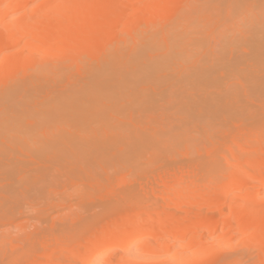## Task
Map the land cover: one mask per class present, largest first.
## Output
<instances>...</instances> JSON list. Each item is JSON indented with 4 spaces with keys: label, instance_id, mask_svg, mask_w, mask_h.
I'll return each instance as SVG.
<instances>
[{
    "label": "bare ground",
    "instance_id": "bare-ground-1",
    "mask_svg": "<svg viewBox=\"0 0 264 264\" xmlns=\"http://www.w3.org/2000/svg\"><path fill=\"white\" fill-rule=\"evenodd\" d=\"M120 1L121 0H0V85L4 86L3 88L2 86H0V141L5 142V144H7L6 146H8L9 144L7 149L6 146L4 148L3 143L0 146V150H1L0 171L1 173L4 172L2 174L0 173L1 174L0 176H2L3 174L7 175L8 173L7 175L8 177L9 175L13 176L11 180H14V176H15L19 180V182H21L20 180H24V178H26L27 175L25 174V172L26 170L27 172H29L30 170L27 167L28 162H25L23 164L22 161L21 163L18 161L14 162L15 160L14 158L17 153V152L15 153L14 151L15 147H17L19 150L22 149L21 151L22 153L26 152L27 154H29L31 158L29 157L28 158L29 160H31V162L32 161L34 162V160L36 161L37 159L38 163L41 162L43 163L45 161L44 159H49L50 161L46 160L47 164L49 165V162H52L51 160H53V158H55L54 156L58 155V153L61 152L62 148L65 149L66 146L65 150L68 151L71 145L77 143L75 141L78 139L74 138L75 141H72L70 139H73L74 136H70V135L71 134L74 135V133L76 132L75 135L79 137L78 134L80 135L82 131L80 128L79 129L80 133H78L77 131L78 129H76V126L83 123L84 126L85 123L86 125L89 123L93 129L90 131V134H88L85 132V130L86 131L89 130V126L88 129H85V127L83 126L85 130L83 129L82 130L85 132V133L83 132L85 137L83 136V134L82 137L84 138L79 137V139L82 140V141L80 140L78 141V144L80 142L81 145V147H79L80 150L78 151L76 148H75L76 150L75 149L74 150L70 149V150L72 152L75 151V153L78 152L80 156H82L83 154H87L88 156L87 158L90 160H87L85 158L84 159L90 161V163L91 160L94 159L92 153L93 154L96 153L95 155L96 160L94 159L96 162H97V158L99 159L98 162H100L101 159L99 158L100 155L101 157L104 156L103 160L105 161L106 158H108V156L106 155V152L103 153L102 148L104 147L105 149L106 147L115 144L116 142H118V140H121L120 139L121 137L119 136L120 138L118 137V140H116L117 138H114V136H112L113 134H109V131H106L105 129L108 125L105 126L107 123L106 124L104 123L105 125L103 126V120L106 118V120L109 121V119L107 118H110V115L112 118L114 117L115 119V116L117 115L116 116L117 121L121 120L120 122H123V119H121L118 115H122L121 113L126 114L125 112L129 114L131 105L133 106L132 108H134L133 110L131 109V111L139 112L137 109H139L141 106L143 107V109L141 107L139 110L142 109V111L144 110L146 111V109L148 110V107H150L149 109L158 107V104H155L156 103L155 99L158 101V99L160 100V98H163L166 94H168L167 96H165L166 98L169 97L174 99V96H170L172 92L170 93L169 90L166 91L158 90L159 93L156 90V88H162V86H164V83H165L164 86L165 88H171L170 86H173V88H171L172 90L180 89L179 91H184V93L185 92L187 93V97L185 98H188V96L190 98L191 95L188 94L187 89H190L189 92L191 91L190 92L191 94L193 93V90L198 89V87L200 89L201 86L202 88L200 90H203L205 86H206L205 89L208 87L209 89L212 88L213 90L214 85L217 84L218 82L219 83L217 85H221L223 87V85H226V82L228 81L234 87V88L231 87L232 88L231 89L230 84H227L228 87L226 86L227 89L228 88L230 89V91L229 89L226 90L227 93L226 96L228 97L229 101H227L228 99H226L227 97H225V95H221L223 96L221 99L224 98L226 99L225 100L226 102H224L223 100V103L225 104L227 103V104L224 105L223 103H220L222 102V100L218 98L219 96H217L215 93H212L211 92L212 90L208 91L207 88L206 90L209 93L208 92L206 93L204 89L203 91L205 93L202 91V94L203 93L204 95L206 94V96L211 97V99H203L207 101L206 103L201 102L203 100L194 101L197 104L200 103L202 105V107H198L200 111L204 109L203 114H206L208 111H212V113L214 112L213 114L214 115L216 114V116H219V114L224 115V112L225 113L229 112L232 114L234 113L233 116L234 115L238 116L237 114H239L238 118L240 116L241 118L245 116V120L249 119L247 121H250L251 123L252 120H254L253 122L255 123L256 122L255 120L260 119L259 117L262 116L260 111H262L261 108H263L264 105L261 104L264 102V98H263L264 97V0H145L144 7L141 9L138 5L140 3L139 0H122L121 2ZM124 1H126V3ZM131 5L132 8L130 7ZM241 5L243 6V8L245 7L244 8L245 10H243ZM217 7L219 9L221 8V10H219ZM128 8H130V10ZM223 8H225L226 10ZM238 9L239 12L241 10L242 11L239 13ZM222 11L226 16L223 14ZM242 12H245V15L248 16L249 18L248 20L244 19L245 16L243 18L244 20L241 18L243 17L241 14L244 15V13ZM235 13L241 15L240 17L237 14L239 17L238 19L239 22L240 19L243 20V21L241 20L242 22H240L241 24L243 23V25H240L239 27H237L238 21L236 20V18L238 17H236ZM246 13H248L249 15ZM172 14L173 16L175 15L174 16L175 19L171 23L172 25L171 24H170L171 26L165 25L161 27L162 30H160L161 28L159 24L161 23L160 22L158 23V21L166 17H169ZM219 14H222L221 17L219 16ZM213 17L214 18L220 17L221 19L224 17L225 21L229 18L231 20L230 24L234 25L231 27V33L232 31L233 32L235 31L234 30L236 29L235 26L238 28L237 29L238 31L236 33H232L231 38L230 37H229L230 39L228 38L229 40L227 39V34L225 38L222 39V42L221 41L219 42V40H217L218 38L215 40L212 39V35H214L217 30H219V33L222 35L224 32L226 33V30L227 32H229L230 30L227 29L228 25L222 30H220L221 26L219 27L216 26L213 28L212 26ZM225 21L224 23H226ZM220 22L221 21H218L217 23L221 25ZM123 23L125 25L123 26V30H122V28L120 29V25H122ZM233 34L234 36H232ZM226 39L228 41L224 42V40ZM212 40H214L215 43H217V41L218 43H224L223 45H221L222 47L220 46V48L218 49L219 51L222 50V53L220 52L219 53L220 55L219 56L217 55L218 58L215 56L216 55L215 53L218 50H216V46L212 44L213 43ZM248 46L250 49L246 48ZM238 47H242L241 50L246 48L247 49L246 51L252 52L251 55L249 54V52H245V51L241 52L240 55H237L238 54L237 50H240V48ZM212 52L214 54V57L212 55ZM190 65L192 66L194 65V68L195 66H197L198 68L197 67L195 69L193 67L192 69L189 68L191 72L189 73L187 72L188 73V74L186 73L187 75H184L183 72L180 73L181 71L179 69L184 70L186 67L188 70V67H190ZM171 67H175L173 69H178L176 71L177 75L174 72L175 70L172 72L170 71ZM224 70L226 71L228 70V71L226 72ZM167 71L168 74H166ZM218 72L219 73L223 72L222 75L221 74L219 75L222 76V78L218 76L219 74ZM178 75L182 79H180L179 77L175 78V76ZM215 76H217L216 80L214 79ZM218 77L220 79H218ZM170 78H172V80ZM225 78L227 80H225ZM169 80H171L170 83H168ZM173 80L174 82H172ZM180 81H182L181 83L183 85L179 83ZM195 81L197 84H195ZM230 81H232V83ZM220 82L223 84H221ZM68 83L70 84V86L68 85ZM191 83L193 84L191 85ZM233 83H235V85H233ZM179 84H181L182 86L187 85L189 87L186 88L180 87L181 85ZM199 84L200 85L203 84V85L200 86ZM237 84L241 85V87L239 85L237 87ZM221 86H219V88L222 93L223 88H221ZM149 87H152L154 91L151 90V88ZM190 87L191 88L193 87V89H191ZM146 89L153 91V93L156 95L155 97L158 98L155 97L150 98L152 97V94L147 96V93L151 91L147 92ZM175 90L173 92H175ZM117 91L119 92L120 95L119 94L117 95L116 93ZM179 91H176L177 93L175 92V94L178 95ZM126 92H128V95H126L127 94ZM133 92H135V94L137 92L138 95L130 94ZM161 92L162 94H160ZM210 92L212 95H210ZM141 93L146 95H143L144 96L143 97L142 95H140ZM242 94H244L245 97ZM122 96H125L124 97L125 99H127L126 96L129 98L131 96L132 100L135 102L134 103L131 102L132 100L130 99H128L127 101ZM136 96L139 97L141 96V97L139 99H136ZM195 96L193 95V97ZM241 97L247 99L246 103H248L247 102L248 100L254 101L253 104L255 103V105H252V107L254 106L255 109L250 106L249 107L246 106L247 104L245 103V101L242 100ZM106 98H110L109 100L110 101L113 100V101L110 102ZM121 98L125 100L124 105H126L127 102V107L128 105L130 106V108L128 107L129 112L127 111L128 108H126V106L123 105V100L121 101ZM239 98H241L240 101ZM104 99H106L109 102H105L106 100L104 101ZM173 99H171L172 101L169 99V101L172 103L176 98L174 100ZM38 100H41L43 102V106L38 107L37 105ZM114 100H115V106L116 107L118 106L119 108L118 109L119 111L117 110L118 112L115 110L117 108L114 106V104H111L112 102H114ZM146 100L148 101L146 102ZM255 100H258V102ZM120 101L122 103L121 105H120ZM241 101H243L246 104L244 108L243 106H240L241 108L239 107V105L241 104L243 105ZM252 101H249L248 104L251 105L252 103L250 104V102ZM117 102H119L120 106L118 105ZM138 103H140L139 104L140 106L138 105ZM149 103L151 106L149 105ZM189 103L191 104V102ZM256 103L257 106L260 105L259 107H261V108L258 107L259 110L257 109ZM122 105L124 106V108ZM163 106H165V104ZM145 107L146 109H144ZM185 108L187 109L185 110ZM188 108L192 109V107H182V108L177 107L178 110L183 109L182 112L185 110L184 112L186 114L187 112L191 113L190 112L191 110H189ZM194 109L197 108L193 107L192 114L193 113L195 114L196 111L199 112V109L195 111ZM205 109H206V113H205ZM154 110L156 111V109ZM174 111H177L176 108ZM106 112L109 114L108 115L109 117L107 116ZM179 112L181 111L179 110ZM133 113L134 112H131L130 114L133 115ZM162 113L164 114V112ZM201 113L202 112H199L198 114L200 116L199 119L203 115ZM207 114H209V112ZM131 115L130 118L131 117L132 118L130 123L134 124L133 125L134 127L132 126L133 127L132 130L135 129V126L136 127L138 126L136 128L137 130L141 128L140 132H142L143 130L145 131L147 129L146 133L143 131V133H145L146 135L144 134L139 135L142 133L136 131V129L134 130V133L131 134V132L133 131L129 127V130H131L129 135L122 137L124 139L123 143H126L127 145L128 153H123L121 154V156L118 155L119 156L118 158H120L118 160L121 161L130 160L131 156L129 155V153L133 151L135 152V150H137L138 156H140V154L142 153H146L145 150L146 149L149 150V148L155 152L157 151L158 153L161 152L160 150L169 151V148L170 150L174 149V147H172V144H174L173 146L176 147V145H178L176 143H179L180 140L183 138L186 139V137L189 134V129L187 131L186 130L187 128H185L186 131L183 132L185 135L183 133L179 135L180 131L177 135L174 132H172L171 128H170L171 130L164 129L163 134L161 133L162 132L161 129L160 130L150 129L151 131L150 132L148 131L149 129L147 127L142 126L141 123H139L140 120L137 122L136 119L135 121L139 123L137 125V123L133 121L134 116ZM206 115L204 116L206 117ZM212 116H211V120H212ZM226 116H228V114ZM58 119L59 121L61 120L62 125L67 124L68 127H70L69 124L70 125L75 124L76 125L75 129L68 128V130H70L68 132L71 133L73 129L75 131L69 135L68 132L65 130L66 128L64 125H63L64 127L60 129L62 125H60V122L57 121ZM183 120H185V118H183ZM68 121L70 122L69 124ZM37 122H39L42 125L41 126L38 124L41 128L48 127L49 129L51 126H53V128L56 129L57 132L59 131L61 134L52 131L53 133L49 132V135L50 133H52V135L54 134V136H51V138H49L48 133L46 132V128L44 130V132H46L45 136L44 133L42 134L43 131L41 129L43 140L41 139V137L39 136L37 137L41 139L40 141L42 142V144H40L41 142L39 141V144L36 145L38 143V140L36 139L37 137L34 138L32 134L33 133L32 130H34L33 126L36 125ZM45 122L47 123L46 125L44 124ZM56 122L57 123L59 122L58 125H60L61 127L57 126ZM124 122H126V120H124ZM50 123H52L53 125ZM28 126L30 127L32 126V128L30 127L28 128ZM37 126H35V128ZM56 126L58 128H56ZM179 126L181 125L179 124ZM39 128H37L38 132H40ZM98 128L101 130H99ZM120 128L122 127L120 126ZM63 129L65 130V133H67L66 135H64L65 133L64 134L62 133L64 132L61 131ZM211 129L214 130L213 127ZM156 130L161 132L160 133L158 132L159 134H157ZM47 131H51V130L49 129ZM169 132H171V134L168 135ZM173 133L177 136H174ZM30 134H32L31 137L33 138V140L31 137L28 138ZM34 134L38 135L37 133ZM56 134L61 135L62 138L60 136H57ZM67 135L69 138H66ZM170 135L175 137V138L172 137L173 141ZM55 136L60 138L56 140L57 138H55ZM178 136H180V138ZM52 137H54L55 139H53ZM177 137L179 140H177ZM1 139L4 141H2ZM174 139L177 142H174L175 141ZM19 143L23 145H20ZM62 144H66V145L64 146ZM26 145H28L29 147L35 145L38 146V149L40 148L39 151L38 149H36L37 151L33 152L36 154V159L34 157L35 154L31 153L32 151L29 152L26 150V148L28 147ZM67 146H69L68 149ZM76 146L74 145V147ZM80 152H82L83 154L81 153L82 154L81 155ZM65 153L67 154V152ZM71 153H69V157ZM75 153L73 152L71 155L72 158L74 157L75 161H76V157H78L77 160H79L80 158L83 159V156L79 157V155H77L75 157L74 156L76 155ZM60 155H58V157ZM89 155L91 157H89ZM19 156L20 155H18V157ZM65 157L63 156V158ZM71 157L69 159L65 158V160L72 161L73 159ZM84 157L86 156L84 155ZM41 158L43 159V161L40 160ZM60 158L61 157H59V159ZM8 160L11 161L13 160L14 164L9 165L11 161L9 162ZM121 161L120 163H122ZM254 162L259 163V165L262 166L261 168L264 169V156L259 157V159L255 160ZM260 163H262V165ZM48 165H47L48 169L46 170L48 171L50 168V171L47 173L50 176L51 174L50 172L52 168L50 166L48 167ZM261 168L259 167L258 169L261 170ZM53 169L55 170L56 167H53ZM86 169L87 170L90 169L88 165H86ZM36 170L39 169H35V172H37L36 176H38L39 174L40 177L43 174V170L42 169L40 170L42 174L38 173V171ZM237 171L238 172L240 171L242 174V170H237ZM243 172H245L243 174H246V176L249 173L248 171L246 172V170ZM258 174H259V176L257 177L258 179L256 177H255L256 179L252 178L253 176L251 178L249 176L248 177L245 176L243 178L244 181H242L243 179H241V181H238L239 178L237 180L234 179L235 183L231 184L230 185L231 187L229 186L228 190L237 191L238 189L243 188L245 185L249 187L248 186L249 183L254 180H257V182L259 183L260 186L257 187H259L260 190L259 189L256 190L255 193H252L253 189L252 191L248 190L247 192L244 193L242 192L241 194L244 195H240V197H237L238 198V199L236 198L237 202H234L233 204L236 205V207H234L235 209L237 208V210H242L241 208L244 207V205H242L243 203L242 197L245 196V193L248 196H251L250 200L245 205L246 207L245 212L243 215H241L240 218L241 219L240 223H244L243 226H245L244 230H242L241 233H243V235L246 234L247 237L248 236L256 237L258 239L257 241H259V243L261 244L262 242L264 243V207L262 206L261 203H259L260 201L258 202L257 200H255V198H252L255 197L253 195L258 194L260 192L263 193L262 195H264V175H262V173L261 174L258 173ZM36 176H34V178L37 179L38 177ZM31 178L29 177L28 178L29 180L25 179L26 181L27 180L29 181V183L26 182L27 185L30 184ZM245 178L248 179L246 180ZM2 182H4V180ZM22 182L25 184L24 181ZM1 185L2 183L0 184V188ZM3 186H5V188L9 187V185H7L6 187V185L4 184L2 185V187ZM15 186L14 185L11 186V188L13 187L12 189H14V191H16L15 188L17 187ZM22 187L24 186H18L19 190L18 189L17 190L22 192V190H20ZM12 189L8 191L14 192ZM208 191L209 190H207L206 192ZM211 191L213 192V190ZM0 193H1L0 206H2V209L4 210L3 208L4 204L2 203L7 204V201L9 199L11 201L10 196L12 197L16 196V193L15 195L14 193L13 195L9 193L11 194L10 196L9 195L6 196V194L5 193L3 194L2 191ZM1 195L3 196L5 195L4 197L2 196L4 199H2ZM206 195L208 196L211 194L207 193ZM8 197L10 198L8 199ZM190 202L192 203V200ZM190 202H188V204ZM192 220L196 221L194 219ZM197 220H198L197 222H199V219ZM147 222L150 223L154 221L150 219L147 220ZM200 223L202 224V221ZM145 224L142 223L143 226ZM195 224L197 223L193 222V224H191L190 226H194ZM214 224H212V228L217 226ZM184 225L182 224L179 225L181 227L180 228L178 226L180 228V229L178 228V230H180L179 233L178 234L175 233V235H173L174 236L173 238L165 240L163 243H161L159 248L168 249L170 247H175L179 245L178 249L176 248V251L171 256L168 257L172 264H207L216 253L214 252V250L213 251L211 250L212 251L211 252L209 249L206 248L198 249V245L201 243V240L197 237V235L196 236L193 235L192 237L190 236L187 238L186 234L188 228L187 226ZM140 226L138 225L136 226V228L133 227L134 228L133 232H135L134 236H132L133 232L132 234H130V230L129 232L128 230H126L127 226L125 225V223L120 222L117 225L113 226L114 229L112 228L113 231L111 233L112 234L121 233L122 235L117 234L119 235V237L106 243V245L101 250V252H99L100 253L99 255L94 256L95 255L94 254L93 257L88 259V261L85 259L86 262L84 263L95 264L96 262H98V259L101 258L104 253L115 247H122V248L124 247V249L127 248V250L128 249L131 250L132 248L133 250L134 245L141 238L143 234L142 229L145 228L143 226L141 227ZM149 229L144 233L152 236L156 232V230L154 231L152 228L150 230ZM207 229L208 228H206L205 230ZM124 231L127 233H122ZM143 236L148 237L147 235H143ZM263 243H262V247L264 246ZM146 244H147L146 245L147 249L149 250L155 249V246H153V244L151 243H146ZM186 249L188 251L196 249V251L189 253L188 251H186ZM129 250L128 252L126 251L127 255L130 253L127 258L133 261V263L132 261H130L132 264H144L143 259L148 260L150 258L149 256H143V255H138L136 253H131L132 251L130 252ZM137 251H138L137 253L140 252L139 250ZM87 257L88 256H86V258ZM236 258L235 260L233 259L236 262L235 263L233 261L234 262L233 264H243L249 261L248 260L249 258L248 259L245 258L247 260L245 262H243L244 258L243 259L241 258L236 259ZM237 260H239L240 262ZM225 263L227 264V262ZM123 264L126 263L123 262ZM247 264H251V263H247Z\"/></svg>",
    "mask_w": 264,
    "mask_h": 264
},
{
    "label": "rangeland",
    "instance_id": "rangeland-1",
    "mask_svg": "<svg viewBox=\"0 0 264 264\" xmlns=\"http://www.w3.org/2000/svg\"><path fill=\"white\" fill-rule=\"evenodd\" d=\"M139 1H140V3L138 5L141 9L144 7L145 0H139ZM124 2L126 3V1H124ZM124 2H123V4H124ZM116 3H118V2H116ZM222 5H223V3H222ZM130 7L132 8V5ZM224 7H225V5H224ZM242 8H243V6H242ZM244 8H243V10H245ZM128 9L130 10V8H128ZM223 9H225V8H223ZM219 10H221V8ZM246 11H247V9H246ZM238 12H239V9H238ZM245 12H242V13H244V15L241 14L243 17H241V15H239L238 13L237 14L242 19L245 16L244 19L248 20L249 18H248V16L245 15ZM226 13H227V11H226ZM223 14H224V12H223ZM237 14H236V17H238ZM246 14H248V13H246ZM221 15L222 14H219L220 17H221ZM174 16L172 14L169 17H166L162 20H159L158 23L159 22L161 23V24H159L160 28L165 26V25L166 26L170 25L173 22V20L175 19ZM220 17L219 18L213 17V20H212L213 28L216 26L217 27L221 26L220 30H222L223 28L227 27V25H228L227 29L228 30L230 29V30H229V32H227V30H226V33L224 32L222 35L219 33V30L214 29L217 31L215 32L214 35H212V39L215 40L218 38L217 40H219V42L220 41L222 42V39L225 38L226 34H227V39H228L229 37L231 38L232 33H236L238 31L237 27H239L240 25H243V23L241 24L240 22H242L244 19L243 20L240 19V22H239V20H238L239 17L238 18L235 17L236 20L238 21V23H237V27L235 26L236 29H234V27H233V29L235 31L234 32L232 31V33H231V27L234 26V25L230 24L231 20L228 18L225 21L224 17L222 19ZM236 20H234V21H236ZM218 21H221L220 22L221 25H219V23H217ZM224 21L226 23H224ZM158 23H157V25H158ZM124 25H125L124 23L122 25H120V29L122 28V30H123ZM157 28H159V27H157ZM163 29H165V28H163ZM118 30H119V28H118ZM122 30H120V31H122ZM160 30H162V28ZM213 31H212V33H213ZM228 34H229V36H228ZM232 36H234V34ZM227 39L224 40V42L229 40V39L228 40ZM214 40H212V42H213L212 44H214L216 46V50H218L220 48V46L223 45L224 43H218L217 40H216L217 43H215ZM238 48H240V50H241L242 47H238ZM246 48L250 49L249 46ZM246 48L242 49L241 51L237 50L238 54L237 53H235V54L240 55L241 52H243V51L249 52V51H246L247 50ZM220 52L222 53V50H220V51L218 50L216 53L214 52L216 54L215 56L217 58L220 55L219 54ZM251 53L252 52H249L250 55H251ZM212 55L214 57L213 52H212ZM192 67L194 68V65L193 66L190 65V67H188V70L186 67H185L186 70L183 68L185 71L182 69H179L181 71L180 73L183 72L184 75H187L189 72H191L189 70V68L192 69ZM196 67L197 66H195V68ZM212 67H215V66H212ZM173 68H175V67H171V69H173ZM171 69H170V71L172 72L175 70L174 72L177 75L176 71L178 69H173V70H171ZM229 70H230V68H229ZM168 71L166 72V74H168ZM224 71H226V70H224ZM173 73H172V75H173ZM222 73H219L218 76L220 74L222 75ZM179 75H181V74H179ZM179 75L175 76V78L179 77ZM184 75H183V77H184ZM216 75H217V73H216ZM216 77L217 76H215V78H214L215 80H216ZM219 77L222 78V76H219ZM219 77H218V79H220ZM179 78L182 79L181 77H179ZM167 79H169V78H167ZM170 79L172 80V78H170ZM171 80H169L168 83H170ZM225 80H227V79L225 78ZM185 81H186V78H185ZM172 82H174V80ZM181 82L182 81H180L179 83H181ZM227 82H226V85H223V87L221 85H217L219 82L217 84H215L216 86H218V87H216L214 85L216 90L214 87H213V90H212V88L209 89L208 87H207L208 89L207 88L206 89L208 91L212 90L211 92L215 93L217 96H219L218 98H220V100H222V102H220V103H223V100H224V102H226L225 100L228 99V97L226 96V94H227L226 90L229 89V88L227 89V87H228L227 84H230V83L229 82L227 83ZM230 82L232 83V81H230ZM181 84H179V85H181ZM192 84L193 83H191V85ZM195 84H197L196 81H195ZM221 84H223V83H221ZM68 85L70 86L69 83H68ZM182 85L180 87H184V88L189 87L187 85H185V86H182ZM201 85H203V84H201ZM204 85H206V84H204ZM233 85H235V83H233ZM238 85L239 84H237V87H238ZM0 86H2V85H0ZM147 86H149V85H147ZM164 86H165V83H164ZM164 86H162V88H156V90L157 91L158 90H165V91L169 90L170 93L172 92L170 94V96H174V99L176 98L174 100L173 98L168 97L170 100L171 99L174 100L172 103L169 101L168 98L165 97L168 95V94H166L164 96L165 98L163 97V98H160V100L158 99V101H160V102H158L155 99V101H156L155 104H158V107L153 106V107H155L153 109H149L150 107H148V110H147L145 107L144 109H146V111L145 110L142 111L143 107L141 106L142 109L139 110L141 108L140 107L139 109H137L139 112H135V111H131V109L132 110L134 109V108H132L133 106L131 105V108H130V106L128 105V107L130 108V113L134 112L133 115H131L130 113L129 114L131 116H134L133 121H135L137 119L136 121L138 122L140 120L139 123H141L142 126L147 127L149 129L148 131H150V129H152V130L153 129H157V130L161 129L162 132L156 130L157 134H159L160 132L163 134L164 129L169 130L171 128L172 132H174L175 134L178 135V133L180 131L179 135H181V133H183L186 130L188 131V129H189L190 135L187 133L189 137L187 136L188 138L186 137V139L183 138L184 136L181 137L183 139H181L179 143H176V144H178V145H176V147L173 146L174 144H172V147H174V149L170 150V148H169V151L168 150H160L161 152L158 153L156 151L157 152L156 153L155 151H153L152 149L149 148V150L148 149L145 150L146 153H142V154H140V156H138V152H137V150H135V152L133 151V152L129 153V155L131 156L130 160H127V161L118 160V159H120V158H118L119 157L118 155L121 156V154H123V153H128L127 145H126V143H123L124 139L122 137L129 135V133L131 132V130L134 127L133 126L134 124L130 123L132 117L130 118V115L127 114V112H125L126 114H123L120 112L122 115H118L121 119H123V122H120L121 120L117 121V119H116L117 115L115 116V119H114V117L112 118L110 115V118H107V119H109V121L106 120V118L103 120V126L106 123L107 124L105 126L108 125L105 129H106V131H109V134H113L112 136H114V138H117L116 140H118L119 136L121 137V138L119 137L121 140H118V142H116L115 144H113L109 147H106L105 149H104V147L102 148L103 153L106 152V155L108 156V158H106L105 161L103 160L104 156L101 157V155H100L99 158H101L103 161L100 159V162H98L99 159L97 158V162H96L95 161L96 160V157H95L96 153L95 154L92 153L93 158L95 160L94 159L91 160V163H90V161H87V160H90L87 158L88 157L87 154H83L82 152H80V154L81 153L83 154V155L81 154L83 156V159L80 158L79 160H77L78 157H76V156L79 155V153L78 152L75 153V151H73V152L76 155H74V154L73 155L76 157V161H75L74 157L73 158L71 157L73 152L70 149L74 150L76 148L78 151L80 150L79 147H81V145H80V142L78 144V141L80 140L79 137H81V138L85 137L83 134V132H84L83 130L88 129V126H89V130H87L88 132L86 130H85V132L90 134V131L93 129L89 123L87 125L85 123V126H84V123L76 126L75 124L70 125L69 124L70 122L68 121V124L70 127H68L67 124H63L65 126V128H66L65 130L67 132L70 131V130H68V128H74L75 129V126H76V129H78L77 130L78 133H80L79 129L81 128L82 133H80V135L78 134L79 137H77V135H75L76 132L74 133V135L71 134L72 132L75 131L74 129H73V131L71 129V131H72L71 133L68 132L69 135L71 134L70 136H74L73 139H70V140L75 141L76 138L78 139L75 141V142H77L76 144L73 142L74 145L75 146L77 145L78 147L77 146L74 147V145L69 144L71 146L70 147L67 146V149L69 147V150L67 151V150H65L66 144H62L65 146V149L62 148V150L60 152L61 155H60V153H58V155H60L59 157H61V158L59 159L58 155H56V156H54L55 158H53V160H51L52 162H49L50 161L49 159H44L45 161L43 163L37 162L36 154L33 152L37 151L36 149H38V146L33 145L32 147L31 146L29 147L28 145H26V146H28L26 148V150L29 152L32 151L31 153L35 154V156L34 155L33 156L35 157L36 161L35 160H34V162L32 161L33 163L31 162V160H29V158H31L29 154H27L26 152L22 153L21 152L22 149L20 147L19 148L21 150H19L17 147L14 148L15 153L17 152L16 156L14 158L16 161L14 160V162L18 161L21 163V161H22V164L25 162H28L27 167L30 170H29V172H27V170H26L27 173L25 172V174L27 176L25 175L26 178H24V180H20L21 182H19V180L15 176H14V180H11V178H13V176L9 175V177H8L7 176L8 173H7V175L3 174L2 176H0V184L2 183V185L4 184V185H6V187H7V185H9V187H7V188H5V186H3L6 189V192H5V189L1 185L2 189L0 188V192L2 191V193L3 194L5 193L6 196L7 195L10 196L11 194L13 195V193L15 195V193H16V196H13V197L10 196L11 201L9 199L10 197H8L9 200L7 201V204L1 202L2 204H4V207H3L4 210L2 209V206H0V264H85L84 262H86V260L88 261V259L93 257L94 254H95L94 256L99 255L100 254L99 252H101V250L104 248L106 243H108L109 241H112L115 238L119 237V235H117V234H121V233H113L112 234L111 232L113 231L112 230L113 226L117 225L120 222L125 223V225L127 226L126 230H128V232L130 230V234H132V232L134 231V228H136V226H138V225L143 226L142 223L143 224L146 223L143 226L145 228L142 227L143 228L142 229L143 234H142L141 238L134 245L133 250H132V248H131V250L128 249L130 252L132 251L131 253H136L138 255H143V256H149L150 258L148 260L143 259L144 264H172L168 257L171 256L176 251V248L178 249L179 245L175 246V247H170L168 249H161L159 247H160L161 243H163L165 240L173 238L174 237L173 235H175V233L176 234L179 233L180 230H178V228L180 227L179 225H181V224L182 225L186 224L184 226H187V228H188V231L186 234L187 238L190 236L192 237L193 235H195V236L197 235V237L201 240V243L198 245V249L199 248H206V249H209L210 251L214 250V252L216 253V254H214L213 258L207 264H223V263L226 264L225 262H227V264H233L235 262L234 260L237 256H239V257H237L236 259H238V258L243 259L244 258L243 262L247 261L246 259L249 258L248 259L249 261L247 263L264 264V246L262 247L263 242L260 244L259 241H257L258 239L256 237H250V236L247 237V235L244 234L246 237L245 238L243 233H241L242 230H244L245 226H243L244 223H240V220H241L240 218H241V215L244 214L245 208H246L245 205L248 203L251 196H248L245 193V196L242 197L243 198L242 205H244V207L241 208L242 210H237V208L235 209L234 207H236V205L233 204L234 202H237V200H236L237 197H240V195H244V194H241L242 192L244 193V192H247L248 190L252 191V189H253L252 193H255V191L259 189V187H257V186H260V185L257 182V180H254V181H251L249 183V185H248L249 187H247V185H245L243 188L238 189L237 191H239V192H237L236 190L235 191H229L228 190L229 186L231 184L235 183L234 179L237 180L239 178L238 181H241V179H243L246 176V174H243V173H245V172H243L245 170H246V172L247 171L249 172L248 174H250V172H251V174L250 175L247 174L246 177L249 176L251 178L253 176L252 178H255V177L257 178L259 176L258 173H260V174L262 173V175H264V173H263L264 169L261 168L262 166H260L259 163L254 162L255 160L259 159V157L264 156V152H263V149H264L263 148L264 147L263 146L264 145V120H262V119H264V105H263V108H261V107H259L260 105L257 106V103H256L257 109H258V107L262 109V111H260L262 116L259 117L260 119L258 118L259 120H255L256 121L255 123L253 122L254 120H252V123L250 121H247V120H249L247 118H246L247 120H245V116L242 118L240 116L238 118L239 114H237L238 116H235V115L233 116L234 113L232 114L229 112H226L228 114V116H226L227 114L225 112H224V115L219 114V116H216V114L214 115L213 114L214 112L212 113V111H208L209 114H207L208 112L206 113V109H205V113L207 114L206 115V114H203L204 109L200 111V109L198 108V107H202V105L200 103L197 104L196 102H194V101H199V100H203V99H211V97L206 96V94L204 95L205 92L206 93L208 92L205 89L206 86L205 87L203 86L205 89V92L203 91L204 89L200 90L202 88V86H201L200 89L198 87L199 90L198 89L193 90L194 94L193 93L191 94L190 93L191 91L189 92L190 89H187L188 94L191 95L190 96L191 99L189 98V96H188V98H185V97H187V93L185 92L186 93L185 94L184 91H179L180 89L179 90L174 89L175 92L179 91L178 92L179 94L176 95L175 92H173L174 90L171 89V88H173V86H170L171 88H165ZM219 86H221V88H223V90L221 89L222 93L220 91ZM239 86L241 87V85H239ZM3 87L4 86H2V88ZM193 87L192 88L190 87V88L193 89ZM231 87L234 88L230 84V88ZM149 88H151V90H153L152 87H149ZM170 89H171V91H170ZM218 89H219V91H218ZM239 89H241V88H239ZM151 90H147V92L151 91ZM153 91H151L152 93L148 92L147 96L152 94V97H150V98L155 97L156 95L153 93ZM202 91L204 92L203 94H202ZM229 91H230V89H229ZM128 92H126L127 93L126 95H128ZM211 92H210V95H212ZM224 92H225V94H224ZM116 93H117V95L119 94L118 91ZM158 93H159V91H158ZM130 94L138 95L137 92H136V94H135V92L130 93ZM160 94H162V92ZM215 94H213V95H215ZM140 95L143 96L146 94L141 93ZM193 95L194 96L196 95V96L193 97ZM221 95H225V97H227V98L221 99L223 97ZM242 95L244 96V94H242ZM122 97L124 98L125 96H122ZM140 97L136 96V99H139ZM113 98H114V96H113ZM126 98L127 99H125V98L124 99L127 101H128V99L132 100L131 96H130V98L126 96ZM133 98H135V97H133ZM155 98H158V97H155ZM218 98H217V100H218ZM241 98H239V101ZM106 99L109 100L110 98H106ZM106 99H104V101ZM244 99L245 98H242V100L245 101V103H246L247 99H245V100ZM116 100H118V99H116ZM122 100L123 99L121 98V101ZM125 100H123V105H124ZM176 100L179 101L180 104ZM109 101L106 100L105 102H109ZM111 101H113V100H111ZM121 101H120V105L122 104ZM147 101L148 100H146V102ZM227 101H229V99ZM243 101H241L243 103V105L241 104V105H239V107L243 106V108H244V106L246 104H247L246 106H248V107L249 106L252 107V105H255V103L253 104L254 101H252V100L247 101L248 103H249V101H252V102H250V104L252 103L251 105H249L248 103L245 104ZM255 101L258 102V100H255ZM131 102L134 103L135 101L132 100ZM169 102L171 103V105ZM189 102H191L192 105ZM201 102L206 103L207 101L203 100ZM261 102H262V100H261ZM261 102H259V103H261ZM117 103L119 105V102H117ZM185 103H187V104H185ZM238 103H240V102H238ZM111 104H114V106H115V100ZM136 104H137V102H136ZM139 104L140 103H138V105ZM144 104H145V102H144ZM151 104H152V102H151ZM162 104L163 105L165 104V106H163ZM223 104L226 105L227 103L226 104L223 103ZM261 104H264V102ZM37 105H38V107H41V106H43V102L41 100H38ZM149 105H150V103H149ZM169 105L172 107H170ZM230 105H231V103H230ZM230 105H229V107H230ZM124 106H126V108H128L127 102H126V105H124ZM124 106H123V108H124ZM159 106H160V108H163V107H165V108L160 109ZM161 106H163V107H161ZM237 106H238V104H237ZM177 107L178 108L192 107V109L194 107V108H197V109H194V111L199 109V112H202L201 114H203V115L199 119L200 116L198 115L199 114L198 111H196L197 113L195 112V114L194 113L192 114V109L188 108L189 110H191L190 111L191 113L187 112V114H186L184 111L187 108H185V110L183 112H182L183 109H179L182 112L181 113V112H179ZM116 108L117 109H115V110L117 111L119 108H118V106ZM129 108H128V110L126 109L128 112H129ZM175 108L177 111H174ZM252 108H254V106ZM154 109H156V111ZM117 112H116V114H117ZM149 112H151V113H149ZM162 112H164V114ZM173 112H174V114H173ZM143 113H145V114H143ZM188 113H189V115L192 114L193 117L194 116L195 117L193 118L192 115L189 116ZM106 114H107V116L109 115L107 112H106ZM204 115H206V117ZM212 115L214 116V118ZM208 116L210 117V119ZM211 116H212V120H211ZM189 117H191V118H189ZM183 118H185V120H187V119L188 120L185 121V120H183ZM62 120H65V119H62ZM124 120H126V122H124ZM57 121H59V119ZM191 121H193V122H191ZM59 122H60V125H62L61 120ZM206 122H207V124H206ZM208 122H209V124H208ZM58 123H57V126L61 127L60 125H58ZM139 123H137V125ZM142 123H144V124H142ZM189 123H190V125H189ZM38 124L41 125L39 122H37L36 125L33 126L34 130H32L33 131L32 134H33L34 138L39 136L43 140L42 134L44 133V136H45L46 132L48 133L49 138H51V136H54V134L52 135V133L54 131H55V133L57 132L56 129L53 128V126H51L49 128L51 131H47V130H49L48 127H43L44 128L43 129ZM44 124L46 125L47 123L45 122ZM50 124H52V123H50ZM116 124H119V125H116ZM165 124H167V125H165ZM179 124L181 126H179ZM214 124H215V126H214ZM63 125L60 129H62L64 127ZM35 126H37V127L35 128ZM57 126H56V128H58ZM83 126L85 127V129ZM120 126L122 128H120ZM29 127L30 126H28V128ZM101 127H102V124H101ZM129 127L131 130H129ZM137 127L135 126V129ZM175 127L177 128V130L178 129L179 130L177 131ZM212 127L214 130L211 129ZM30 128H32V126ZM37 128L40 129V132L37 131ZM45 128H46V132H44ZM51 128H53V129H51ZM185 128H187V129L185 130ZM41 129L43 131L42 134H41ZM118 129H119V131H118ZM140 129L139 130L136 129V131L140 132ZM65 130L64 129L61 130V131H64V132H62L63 134L65 133ZM99 130H101V129H99ZM134 130H132L133 132H131V134L134 133ZM146 130L145 131L143 130V131L146 133ZM143 131L140 132L142 134H139V135H143V134L146 135L145 133H143ZM49 132H52V133H50V135H49ZM102 132H101V134H102ZM150 132H148V133H150ZM165 132H168V131H165ZM34 133H37L38 135H35ZM57 133L61 134L59 131ZM98 133H100V132H98ZM32 134H30V136L28 138H30ZM66 134L67 133H65L64 135H66ZM82 134L84 137H82ZM118 134H121V135H118ZM169 134H171V132H169L168 135ZM175 134H174V136H177ZM116 135H118V136H116ZM148 135H150V134H148ZM172 135H170V137L173 141V138H175V137ZM57 136H60L62 138L61 135H57ZM39 137L36 138L38 140V143L36 145H38L39 141L41 140ZM60 137L55 136V138H57L56 140H58ZM63 137H65V136H63ZM178 137L180 138V136H178ZM178 137H177V140H179ZM44 138H46V137H44ZM52 138L55 139L54 137H52ZM66 138H69L68 135ZM32 140H33V138H32ZM2 141H4V140H2ZM29 141H31V140H29ZM80 141H82V140H80ZM33 142H32V144H33ZM174 142H177V141L175 140ZM2 143L4 144V148H5V146L7 144H5V142L0 141V146ZM40 144H42V142ZM169 144H170V142H169ZM20 145H23V144H20ZM8 146H9V144H8ZM8 146H6V149ZM39 149H38V151H39ZM64 150H65V152H67V154L64 152ZM151 151L154 153H152ZM69 153H71L70 157L73 159L72 161L71 160L70 161L65 160V158L66 159L70 158ZM17 154L20 155L21 158L23 156V158L21 159L20 156L18 157ZM62 154H64V155H62ZM84 155L86 157H84ZM90 155H89V157H91ZM114 155L115 156L117 155V156L115 157ZM63 156L64 157L66 156V157L63 158ZM82 156L79 155V157H82ZM109 156H110V158H109ZM84 158L87 160H85ZM40 160L43 161L42 158ZM46 160H49L48 161L49 165L47 164ZM8 161L10 162L11 160H8ZM120 161L122 163H120ZM11 162H10L11 164L9 163V165L14 164L13 160ZM260 164L262 165V163H260ZM47 165H48V167L50 166L52 168L51 172H50L51 173L50 176H49V174H47L50 171V168L48 171L46 170V169H48ZM86 165H88V167L90 168L89 170H87L88 168L86 169ZM37 166L38 167L41 166L40 168L43 170V174L40 171L41 169L38 168ZM258 166L261 168V170L258 169L259 168ZM35 167H37V168H35ZM53 167H56V169L54 170ZM58 167H59V169H58ZM35 169H39L36 171H38V173L42 174L40 177H39V174H38V176H36L37 172H35ZM237 170H242V174L240 171L238 172ZM45 171H47V172H45ZM0 173H1V171H0ZM2 173H4V172H2ZM34 173H35V175H34ZM34 176H36L38 178L36 179V178H34ZM29 177L30 178L32 177V178L30 180L31 181L30 184L27 185L26 182L29 183V181H28ZM6 179H8V180H6ZM25 179H28V180L26 181ZM245 179L247 180L248 178H245ZM3 180H4V182H2ZM17 180H18V182H17ZM22 181H24L25 184ZM231 181H232V183H231ZM242 181H244V179ZM14 183H16V184H14ZM10 185L11 186L16 185L17 186V187L15 186L16 191H14V189H12L13 187L11 188ZM18 186H24L20 189V190H22V192L18 191L19 190ZM9 188H11L14 192L8 191V190H11ZM244 189H245V191H244ZM23 190H24V192H23ZM207 190H209V191L206 192ZM211 190H213L214 194ZM9 193H11V194H9ZM21 193H23V194H21ZM202 193H205V194H202ZM207 193H209L211 195L207 196L206 195ZM262 194L263 193L260 192L258 194L253 195L255 197H252V198H255V200H257L258 202L260 201L259 203H261L262 206L264 207V205H263L264 195H262ZM2 196L3 195H1V197ZM3 197H2V199H4ZM192 197H194V198H192ZM256 197H257V199H256ZM191 200H192V203L190 202ZM183 201H184V204H183ZM185 202H186V205H185ZM188 202H190V203L188 204ZM244 202H246V203H244ZM5 204H6V206H5ZM179 206H181V207H179ZM232 206H233V208H232ZM231 209H232V211H231ZM150 219L154 222L148 223L147 220H150ZM192 219H194L196 221H193ZM197 219H199V222H197L198 221ZM209 219H210V221H209ZM180 220H182V221H180ZM201 221H202V224L200 223ZM193 222H196L197 224H195L194 226H190L191 224H193ZM236 222H238V223H236ZM212 224L217 225V226L212 228ZM146 226H148V227H146ZM190 227L193 229H191ZM127 228H129V229H127ZM149 228L150 229L152 228L154 231L156 230V232L152 236L144 233V232L148 231ZM204 228L205 229L208 228V229L205 230ZM125 231L122 233H127ZM134 233L135 232H133L132 236L135 235ZM143 235H147L148 237L143 236ZM144 242H145V244H144ZM146 243L153 244V246H155V249H152V250L147 249ZM47 245H50V246H47ZM44 246H46V247H44ZM128 250H127V248L124 249V247L123 248L122 247L112 248V249L108 250L106 253H104L102 255V257L98 259V262H96L95 264H117V263L123 264V262L126 264H132L133 261L131 259L127 258L128 255L130 254L129 253L127 255L126 251L128 252ZM137 250H139L140 252L137 253L138 252ZM186 251H188V250L186 249ZM195 251H196V249L188 251V252L191 253V252H195ZM140 253H143V254H140ZM86 256H88V257L86 258ZM239 260H237V261H239ZM250 260H251V262H250ZM130 261H132V263ZM243 262H241V263H243ZM247 263L245 262L243 264H247Z\"/></svg>",
    "mask_w": 264,
    "mask_h": 264
}]
</instances>
